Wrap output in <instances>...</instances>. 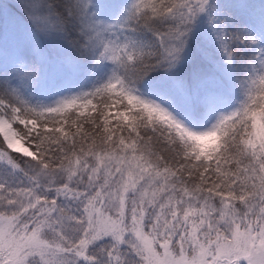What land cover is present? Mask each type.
Instances as JSON below:
<instances>
[{
  "label": "snow or ice",
  "instance_id": "1",
  "mask_svg": "<svg viewBox=\"0 0 264 264\" xmlns=\"http://www.w3.org/2000/svg\"><path fill=\"white\" fill-rule=\"evenodd\" d=\"M0 264H264V0H0Z\"/></svg>",
  "mask_w": 264,
  "mask_h": 264
},
{
  "label": "rangeland",
  "instance_id": "2",
  "mask_svg": "<svg viewBox=\"0 0 264 264\" xmlns=\"http://www.w3.org/2000/svg\"><path fill=\"white\" fill-rule=\"evenodd\" d=\"M4 2H6V3H14L15 0H4Z\"/></svg>",
  "mask_w": 264,
  "mask_h": 264
}]
</instances>
